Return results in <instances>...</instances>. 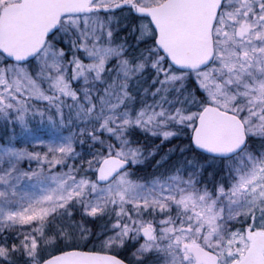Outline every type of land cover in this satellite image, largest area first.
Instances as JSON below:
<instances>
[{
	"label": "snow or ice",
	"instance_id": "snow-or-ice-1",
	"mask_svg": "<svg viewBox=\"0 0 264 264\" xmlns=\"http://www.w3.org/2000/svg\"><path fill=\"white\" fill-rule=\"evenodd\" d=\"M0 124V264H264V0H0Z\"/></svg>",
	"mask_w": 264,
	"mask_h": 264
},
{
	"label": "rangeland",
	"instance_id": "rangeland-1",
	"mask_svg": "<svg viewBox=\"0 0 264 264\" xmlns=\"http://www.w3.org/2000/svg\"><path fill=\"white\" fill-rule=\"evenodd\" d=\"M11 139V130L6 129L2 124H0V143H3L5 140ZM21 147H25L26 145L21 144ZM27 147H31L30 145ZM167 151V148L164 149ZM24 167H27V162L24 163Z\"/></svg>",
	"mask_w": 264,
	"mask_h": 264
},
{
	"label": "trees",
	"instance_id": "trees-1",
	"mask_svg": "<svg viewBox=\"0 0 264 264\" xmlns=\"http://www.w3.org/2000/svg\"><path fill=\"white\" fill-rule=\"evenodd\" d=\"M157 143H159V141H157ZM169 147H171V145H169Z\"/></svg>",
	"mask_w": 264,
	"mask_h": 264
}]
</instances>
